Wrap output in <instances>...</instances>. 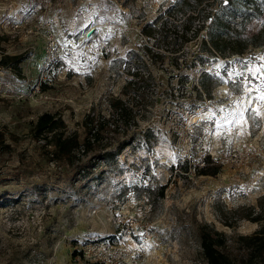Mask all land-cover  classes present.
Returning <instances> with one entry per match:
<instances>
[{"label": "rangeland", "instance_id": "rangeland-1", "mask_svg": "<svg viewBox=\"0 0 264 264\" xmlns=\"http://www.w3.org/2000/svg\"><path fill=\"white\" fill-rule=\"evenodd\" d=\"M38 2L34 32L14 29ZM171 2L0 0V58L26 55L20 70L0 65V77L15 87L0 92L9 144L0 149V264H95L73 253L89 240H109L110 264H206L202 229L220 232L223 249L239 259L242 236L264 226V39L248 41L239 55L208 45L193 58L204 28L161 59L142 27ZM45 20L64 44L50 67ZM258 28L252 21L246 35ZM142 75L144 83L126 86ZM117 98L131 109L123 121L113 116ZM92 111L119 127L109 125L87 153L56 158L35 135L39 115L53 112L66 122L64 136L82 143ZM123 140L131 143L119 154L96 158ZM204 163L219 164V172L200 173Z\"/></svg>", "mask_w": 264, "mask_h": 264}, {"label": "trees", "instance_id": "trees-1", "mask_svg": "<svg viewBox=\"0 0 264 264\" xmlns=\"http://www.w3.org/2000/svg\"><path fill=\"white\" fill-rule=\"evenodd\" d=\"M179 16L180 21L171 19V16ZM174 18V17H173ZM259 22L257 33L251 37L246 35L249 24L252 21ZM208 32L201 39L196 54L193 51V58L199 59L203 50L210 48L215 53L221 54L229 52L231 55H239L244 52L248 41L264 39V0H172V2L154 19L147 21L142 27V34L148 39H153L160 49L156 56L164 59L172 51L178 53L184 49V46L191 44L195 39L200 38L203 29ZM3 37L0 36V50H3L1 43ZM146 49L143 50L154 59V53L148 51V44L145 43ZM260 46V45H257ZM177 55V54H176ZM26 59L24 54L3 53L0 58V65L20 70V63ZM146 75V74H145ZM150 75V73L148 74ZM148 75L130 79L126 86L136 87L143 79V83L148 79ZM135 89V88H133ZM117 105L114 106L113 116H118L123 121L124 118L131 115V109L124 103L122 98L116 99ZM95 113L89 112L85 121L88 126L89 134L84 142H80L76 135L64 136L63 130L66 122L61 115L53 112H44L39 115L35 124L34 132L38 137H44L47 144L54 146L53 154L56 158H66L75 153L76 150L82 149L89 152L93 147L103 142L106 138L105 129L113 125L116 129L119 127L118 119L114 120L109 117L97 119ZM59 129L60 132H58ZM130 140H123L115 150L104 151L96 158L109 159L119 154L124 148L130 145ZM9 147L5 142V131L0 126V149ZM220 165H211L204 163L199 167L202 174L216 175L219 172ZM85 170V167L83 168ZM161 195L164 193V186L160 188ZM259 220L260 217L254 218ZM220 235L217 230L200 231V244L206 264H254L253 259L260 255L264 257V226L254 234L242 236L245 242L246 252L239 259L233 258L229 252L222 247V241L217 239ZM77 256L81 252L73 251Z\"/></svg>", "mask_w": 264, "mask_h": 264}, {"label": "built area", "instance_id": "built-area-1", "mask_svg": "<svg viewBox=\"0 0 264 264\" xmlns=\"http://www.w3.org/2000/svg\"><path fill=\"white\" fill-rule=\"evenodd\" d=\"M41 2L33 7L31 14L25 18L18 20L13 24L14 29L24 30L26 33L34 32L32 23L37 19V15L41 10ZM43 27L45 28L44 46H43V62L45 66H52L61 56V51L64 44L58 38L56 32L52 29L53 25L50 20H45ZM69 48L74 47L73 42L68 43ZM42 81L36 86V91L41 89ZM14 86L10 81L4 80L0 77V92H10L14 90ZM107 241V242H106ZM115 241V240H112ZM109 240H89L81 246V253L86 259H89L95 264H110L108 256L104 255L106 248L109 246ZM101 253V254H100Z\"/></svg>", "mask_w": 264, "mask_h": 264}, {"label": "snow or ice", "instance_id": "snow-or-ice-1", "mask_svg": "<svg viewBox=\"0 0 264 264\" xmlns=\"http://www.w3.org/2000/svg\"><path fill=\"white\" fill-rule=\"evenodd\" d=\"M259 99L260 100H262V101H264V95H261L260 97H259ZM260 113H259V111L257 110V115H259ZM242 115V114H241Z\"/></svg>", "mask_w": 264, "mask_h": 264}]
</instances>
